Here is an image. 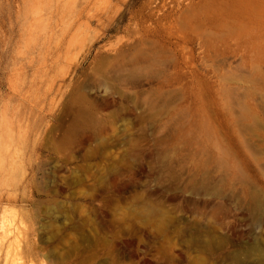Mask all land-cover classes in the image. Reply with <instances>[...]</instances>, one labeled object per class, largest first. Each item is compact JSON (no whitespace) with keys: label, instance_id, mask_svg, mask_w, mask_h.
<instances>
[{"label":"rangeland","instance_id":"374dc122","mask_svg":"<svg viewBox=\"0 0 264 264\" xmlns=\"http://www.w3.org/2000/svg\"><path fill=\"white\" fill-rule=\"evenodd\" d=\"M261 262L264 0H0V264Z\"/></svg>","mask_w":264,"mask_h":264},{"label":"bare ground","instance_id":"6f19581e","mask_svg":"<svg viewBox=\"0 0 264 264\" xmlns=\"http://www.w3.org/2000/svg\"><path fill=\"white\" fill-rule=\"evenodd\" d=\"M261 263H262V262H261ZM261 263H260V264H261ZM262 264H263V263H262Z\"/></svg>","mask_w":264,"mask_h":264}]
</instances>
